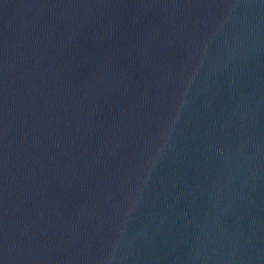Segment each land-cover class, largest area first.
Listing matches in <instances>:
<instances>
[{"label": "water", "instance_id": "1", "mask_svg": "<svg viewBox=\"0 0 264 264\" xmlns=\"http://www.w3.org/2000/svg\"><path fill=\"white\" fill-rule=\"evenodd\" d=\"M0 264H264V0H0Z\"/></svg>", "mask_w": 264, "mask_h": 264}]
</instances>
